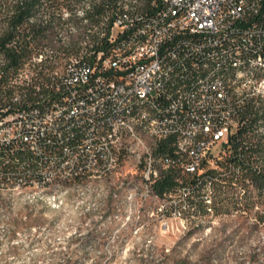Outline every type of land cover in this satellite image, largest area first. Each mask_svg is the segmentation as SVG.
<instances>
[{
  "label": "built area",
  "instance_id": "built-area-1",
  "mask_svg": "<svg viewBox=\"0 0 264 264\" xmlns=\"http://www.w3.org/2000/svg\"><path fill=\"white\" fill-rule=\"evenodd\" d=\"M131 1H139L138 12L119 9L120 17L104 18L94 42L78 44V55L42 43L10 80L17 89L0 108V141L14 139V147L0 157L14 159L15 167L0 164V188L33 182L53 189L56 174H64L66 186L95 185L94 173L107 168L106 199L118 202V176L131 161L130 174H140L135 203L143 205V190L160 179L143 171V142L133 147L121 136L104 137V130L146 115L165 136L169 169L163 176L171 173L175 182L158 193L160 221L191 225L198 203L211 207V220L224 216L231 210V135L244 124V106L262 101L264 78L242 81L208 72L200 87L192 86V78L197 66L218 57L264 59V0ZM73 7L72 0H44L43 6L63 23ZM35 65L45 66L42 76L31 71ZM213 79H220V90H213ZM136 96L149 97V105L126 114ZM181 103H189V113H179ZM101 144L111 147L113 162L101 159Z\"/></svg>",
  "mask_w": 264,
  "mask_h": 264
},
{
  "label": "rangeland",
  "instance_id": "rangeland-1",
  "mask_svg": "<svg viewBox=\"0 0 264 264\" xmlns=\"http://www.w3.org/2000/svg\"><path fill=\"white\" fill-rule=\"evenodd\" d=\"M132 170L125 161L118 202L106 199L111 187L96 178L95 185L56 186L57 207L1 191L0 264H264V220L256 215L264 214V203L244 211L231 199L219 219L166 225L155 204L128 199L140 178Z\"/></svg>",
  "mask_w": 264,
  "mask_h": 264
},
{
  "label": "bare ground",
  "instance_id": "bare-ground-1",
  "mask_svg": "<svg viewBox=\"0 0 264 264\" xmlns=\"http://www.w3.org/2000/svg\"><path fill=\"white\" fill-rule=\"evenodd\" d=\"M109 7H104V0H72V16L78 22L71 21L56 24L52 27L53 40L46 43L49 48L65 50L67 56H76L79 53V45L91 44L94 37L98 35V29L102 28L105 19L120 17V10L123 13L138 12L139 1L131 0H106ZM43 6L37 12H44ZM45 19V18H44ZM82 62H90V55H82ZM208 72H220V77L235 78L237 80L249 81L251 78H264V59L257 57L233 58V56L218 57L210 63H201L197 66V75H193L192 86L200 87L201 83H207ZM213 90H220V79L212 80ZM264 99V94H262ZM149 105V97L136 96L135 99H129L126 106V114H135L141 106ZM179 113H189V103L179 105ZM152 120H160V113H152ZM40 132H48V125H40ZM133 143V147H140V141L143 142V171L153 174L158 178L163 174V169H169L168 151L164 148L158 149L157 143L165 142V136L159 133V128L151 126L146 115H138L137 118L120 119V125H108V130H104V137H119ZM8 147H14V139H2L0 141V152H4ZM101 159L105 162H113V150L108 144H101ZM3 164L9 163L15 167L14 159H4ZM96 179H107V168H100L94 173ZM53 180L66 181L64 174L54 175ZM140 182V178L138 183ZM26 183V182H25ZM155 182L149 183V189L143 190V205L151 202L157 205L158 195L153 193L152 188ZM109 185L111 183L108 182ZM6 186V187H5ZM1 184L3 190H12L24 192L33 195L35 198H44L51 206H58L60 199L58 192L46 194L42 189L31 191L26 189L24 184ZM128 198L135 202V188ZM32 197V196H31ZM30 197V198H31ZM211 207H205V203H198L196 214L191 218V225L211 222ZM221 216H218V219Z\"/></svg>",
  "mask_w": 264,
  "mask_h": 264
},
{
  "label": "trees",
  "instance_id": "trees-1",
  "mask_svg": "<svg viewBox=\"0 0 264 264\" xmlns=\"http://www.w3.org/2000/svg\"><path fill=\"white\" fill-rule=\"evenodd\" d=\"M43 1L0 0V108L10 104L11 94L17 89L9 83L10 80L19 72L23 63L36 54V48L40 44L53 40L52 27L64 22L55 12H37L41 6H44ZM68 20L78 22L74 17ZM44 69L43 65H35L31 71L36 77H40L44 74ZM26 90L32 95L30 87ZM262 101L257 104L250 102L244 106L239 113L240 118L244 119V124L238 126L231 135V156L228 160L231 161L232 205L244 211L256 207L260 202L264 203V102ZM164 144V141L160 142L158 149H162ZM2 162L0 158L2 167L14 168L12 164L2 165ZM158 178L160 179L152 188L153 193L157 195L171 190L175 185L171 173H166L164 176L161 174ZM65 182L53 180V189L38 186L33 182H26L23 187L31 191L42 189L46 194H54L58 191L55 187ZM123 183V181L120 183V187ZM1 191L5 190L1 187ZM238 197L243 198L241 204ZM256 215L259 220H264V214Z\"/></svg>",
  "mask_w": 264,
  "mask_h": 264
}]
</instances>
